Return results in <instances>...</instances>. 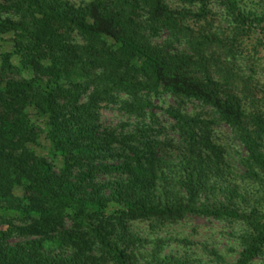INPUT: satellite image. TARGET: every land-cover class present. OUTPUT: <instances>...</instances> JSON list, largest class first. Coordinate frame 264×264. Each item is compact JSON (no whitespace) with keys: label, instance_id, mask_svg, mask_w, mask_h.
Wrapping results in <instances>:
<instances>
[{"label":"trees","instance_id":"1","mask_svg":"<svg viewBox=\"0 0 264 264\" xmlns=\"http://www.w3.org/2000/svg\"><path fill=\"white\" fill-rule=\"evenodd\" d=\"M263 44L264 0H0V264H264Z\"/></svg>","mask_w":264,"mask_h":264},{"label":"rangeland","instance_id":"2","mask_svg":"<svg viewBox=\"0 0 264 264\" xmlns=\"http://www.w3.org/2000/svg\"><path fill=\"white\" fill-rule=\"evenodd\" d=\"M261 48V54L264 55V44L263 46L260 47ZM165 101L168 102L170 101L169 97L165 98ZM103 115H105L104 119L107 120V117L110 116L109 118L112 120V122L115 121L116 116L114 115V113L110 110H103L102 111ZM203 222V219L201 218H191L188 221L182 222V223H175V224H171V225H165L162 226V228L160 229V233L162 235L168 236V237H183V236H187L188 238H218L219 235L216 233V231L209 233L211 231H208L205 227H203L202 225H198L200 223ZM198 225V226H196ZM196 226L197 230L194 232L193 231V227ZM207 232L209 234H207ZM223 242V240H222Z\"/></svg>","mask_w":264,"mask_h":264}]
</instances>
